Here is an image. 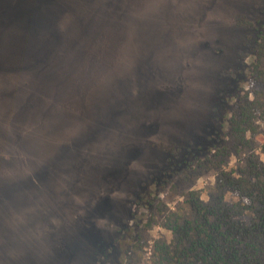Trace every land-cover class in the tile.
Wrapping results in <instances>:
<instances>
[{"label":"rangeland","instance_id":"1","mask_svg":"<svg viewBox=\"0 0 264 264\" xmlns=\"http://www.w3.org/2000/svg\"><path fill=\"white\" fill-rule=\"evenodd\" d=\"M260 23L264 0H0V264H148L238 160Z\"/></svg>","mask_w":264,"mask_h":264},{"label":"trees","instance_id":"2","mask_svg":"<svg viewBox=\"0 0 264 264\" xmlns=\"http://www.w3.org/2000/svg\"><path fill=\"white\" fill-rule=\"evenodd\" d=\"M254 33L252 60L243 64L264 86V23ZM252 94L230 117V149L237 162L216 164L212 186L190 190L165 212L161 226L171 234L154 240L148 264H264V89Z\"/></svg>","mask_w":264,"mask_h":264}]
</instances>
